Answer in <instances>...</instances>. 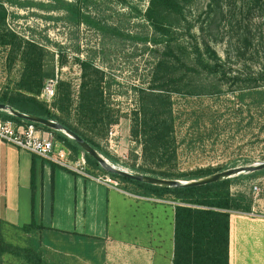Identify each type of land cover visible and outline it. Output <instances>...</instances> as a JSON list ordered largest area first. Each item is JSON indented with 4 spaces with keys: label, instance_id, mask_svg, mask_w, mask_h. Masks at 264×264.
<instances>
[{
    "label": "rangeland",
    "instance_id": "1",
    "mask_svg": "<svg viewBox=\"0 0 264 264\" xmlns=\"http://www.w3.org/2000/svg\"><path fill=\"white\" fill-rule=\"evenodd\" d=\"M67 1L77 2L83 12L91 16L90 22L70 21L68 14L58 8L60 4L56 0H0V10L6 11V19L4 22L0 19V26L35 41L46 50L43 61L46 69L71 86V123L97 141L99 152L105 158L129 172H135L140 165H151L145 162L141 147L130 134V115L138 99L134 87L149 86L153 65L164 49L163 44L156 46L149 42L155 39L151 24L144 18L150 0ZM209 2L198 0L189 20L195 25L193 35L199 41L204 34L214 42L227 74L214 79L222 85L220 94L173 96L178 159L173 167L166 166L173 172L210 167L219 169L217 173H220L264 161V87L251 88L264 81V11L251 14L247 20L253 36V52L243 55L233 50V0H223L222 10L217 9L210 32L200 30L209 23ZM173 36L179 41L177 47L188 54L195 39L187 35L184 25H176ZM8 56V48L0 46V97L17 91L22 78V61L18 57L12 61ZM78 59H90L105 72L104 85L110 89L106 101L122 113L119 123L108 132L91 130L78 123L76 106L82 80ZM191 73L193 76L188 79L194 85L207 81L206 73ZM239 94L241 96L237 97ZM39 98L52 105L55 95L50 97L43 89ZM121 187L131 193L136 190L129 183L121 182ZM231 190L235 194L245 193L254 201L257 199L259 206L255 215L231 213L230 264H264L261 207L264 171L234 181ZM164 229L166 244L159 256H167L166 251L169 253L167 259L159 257L157 264H169L172 248L169 222ZM5 239L15 247L29 249L40 259L39 264H113L108 260L104 242L96 241L90 258L85 253L86 242L71 233L45 231L42 236H36L13 230ZM0 264L35 263L6 252L0 256Z\"/></svg>",
    "mask_w": 264,
    "mask_h": 264
},
{
    "label": "trees",
    "instance_id": "2",
    "mask_svg": "<svg viewBox=\"0 0 264 264\" xmlns=\"http://www.w3.org/2000/svg\"><path fill=\"white\" fill-rule=\"evenodd\" d=\"M56 2L60 4L58 8L68 14L70 21L76 24L90 22L91 16L83 12L77 2L67 0H56ZM222 4L223 0H210L209 23L205 28L201 26V31L207 29L210 32L217 9L222 10ZM196 6L198 0H150L144 13L145 20L151 24L155 33V39L149 42H153L156 46L163 44L164 49L153 65L149 86L134 87L138 99L137 107L130 115V134L132 140L141 147L145 162L151 164L140 165L135 169L136 173L163 179L192 181L220 171L206 167L187 172H173L172 169L166 168V166L173 167L178 159L173 96L220 94L222 85L214 79L225 77L227 74L224 61L216 51L214 42L207 39L204 34L201 35L200 41L196 35H193L195 25L189 20V15L193 14ZM263 11L264 0H233V31L235 32L233 50L236 53L245 55L253 52L251 50L253 36L247 20L250 19L251 14ZM0 19L2 22L5 21V10H0ZM181 24L184 25L187 35L195 39L188 54L177 47L179 41L173 36V28ZM0 46L8 48L10 60H16L18 57L23 63L20 88L1 96L0 103L8 104L13 109L31 116L60 122L101 152L100 145L95 139L88 136L78 125L71 123L70 108L73 94L70 84L58 79L52 105L39 98L46 82L55 79L54 73L48 71L43 64L46 50L35 41L22 38L15 31L3 26H0ZM78 61L82 68L76 106L78 123L91 130L108 132L110 127L119 123L122 113L113 109L106 101L110 89L109 86L104 85L105 72L90 59H78ZM191 71L206 73L207 81L200 86L194 85V82L188 79L193 76ZM256 84L251 88L264 87V81L262 85ZM240 96L241 94L237 95ZM0 118L17 123L28 122L6 111H0ZM34 124L53 132L56 140L69 148L74 158L81 155L80 151L84 152L80 145L65 133ZM85 157L91 173L102 171L120 182L129 183L136 188L134 193L137 195L170 198L177 203L173 264H230L231 213L234 211L251 213L254 204L253 198L245 193H233L232 184L236 180L254 176L264 170L206 185L169 187L110 173L89 154L85 153ZM20 231L42 236L45 231L57 230L40 224L34 218L30 224L21 227ZM71 234L86 242L85 253L92 258L95 243L101 239L85 234ZM6 252L24 256L35 264L40 263V259L29 249L15 247L2 239L0 256Z\"/></svg>",
    "mask_w": 264,
    "mask_h": 264
},
{
    "label": "crops",
    "instance_id": "3",
    "mask_svg": "<svg viewBox=\"0 0 264 264\" xmlns=\"http://www.w3.org/2000/svg\"><path fill=\"white\" fill-rule=\"evenodd\" d=\"M137 196L0 140V241L36 218L61 233L99 237L113 264H157L169 222L172 248L168 261L173 264L176 204ZM258 206L256 199L249 215H255ZM261 207L264 212V195Z\"/></svg>",
    "mask_w": 264,
    "mask_h": 264
},
{
    "label": "built area",
    "instance_id": "4",
    "mask_svg": "<svg viewBox=\"0 0 264 264\" xmlns=\"http://www.w3.org/2000/svg\"><path fill=\"white\" fill-rule=\"evenodd\" d=\"M58 79L57 77L55 79H49L46 82L44 88L45 94L50 95V97L55 95V87L58 83ZM0 140L16 146L20 150L36 155L44 161L55 164L74 174L94 180L108 188L126 192L121 187V182L111 175L106 173H91L88 170V164L84 153L74 158L71 150L57 141L53 132L40 128L34 123H17L10 119L0 118ZM137 197L158 202H167L166 199L157 197ZM172 203L177 204L174 201H172Z\"/></svg>",
    "mask_w": 264,
    "mask_h": 264
},
{
    "label": "water",
    "instance_id": "5",
    "mask_svg": "<svg viewBox=\"0 0 264 264\" xmlns=\"http://www.w3.org/2000/svg\"><path fill=\"white\" fill-rule=\"evenodd\" d=\"M0 111H6L11 113L12 115L31 122V123H37L40 125H43L49 129L61 131L68 135L70 138H72L74 141H76L80 147L83 149L84 154L87 153L90 156H92L94 159H96L100 165L109 171L110 173L123 176L129 179L147 182L155 185H161V186H169V187H187V186H200V185H206L209 183L218 182L221 180L229 179L235 176H241V175H247L254 172H258L261 170H264V161L256 162L251 165L242 166V167H236L233 169H229L220 173L213 174L211 176H207L198 180H192V181H182L177 179H163L159 177H154L151 175H143L140 173L135 172H129L124 169L119 168L115 164H112L107 158H105L97 149H95L89 142H87L85 139L80 137L77 133L67 128L65 125H63L60 122H56L50 119L37 117V116H31L25 113H22L18 110L13 109L8 104L0 103Z\"/></svg>",
    "mask_w": 264,
    "mask_h": 264
}]
</instances>
